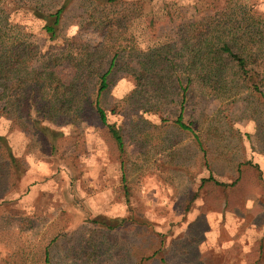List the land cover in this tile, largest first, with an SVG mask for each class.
Wrapping results in <instances>:
<instances>
[{
	"label": "rangeland",
	"instance_id": "374dc122",
	"mask_svg": "<svg viewBox=\"0 0 264 264\" xmlns=\"http://www.w3.org/2000/svg\"><path fill=\"white\" fill-rule=\"evenodd\" d=\"M39 1L47 9L65 2ZM0 2L14 22L45 44L44 21L28 6L38 0ZM115 18L122 22L119 27L112 23ZM63 24L64 38L88 45L95 54L96 70L107 66L127 37L143 49L170 42L181 50L187 44L200 50L196 65L223 67L225 75H193L183 112L192 133L174 122L182 104L176 78L151 72L138 79L139 59L122 53L102 105L121 129L123 154L94 112L86 111L80 123L53 126L54 155L52 140L23 113L15 107L8 115L0 111L5 138L0 140V256H6V248L14 264H47L49 247V264H155L149 260L155 252L181 264L188 249L196 260L198 242L212 232L206 213L195 217L197 201L205 210H221L220 264L241 252L245 242H259L264 213L241 208L248 204V192L264 193V98L243 81L221 47L228 44L247 59L260 74L254 82L264 93V0H120L115 6L71 0ZM87 80L92 89L96 76L87 74ZM152 81L162 87L146 96L138 84ZM24 174L28 187L20 190ZM233 209L237 218L230 225L227 212ZM110 218L112 225L126 221L115 229L95 223ZM259 249L255 244L250 255ZM211 250L206 251L210 258Z\"/></svg>",
	"mask_w": 264,
	"mask_h": 264
},
{
	"label": "trees",
	"instance_id": "16d2710c",
	"mask_svg": "<svg viewBox=\"0 0 264 264\" xmlns=\"http://www.w3.org/2000/svg\"><path fill=\"white\" fill-rule=\"evenodd\" d=\"M21 1L26 4V0ZM70 1L65 0L60 6L49 9L44 7L39 0L35 4H28L33 13L44 21L42 30L46 36L45 44H41L38 37L26 26L14 22L4 9L3 3L0 2V111L4 115H8L11 108L15 107L19 114L23 113L37 129L53 141L50 142L54 155L57 154V151L54 144L55 130L53 126L80 123L86 111L94 112L99 122L108 129L117 143L120 153L123 154L125 152L123 134L117 123L112 122L109 109L102 105V97L110 87L109 75L118 65L122 53L129 52L131 56H136L139 59L141 71L138 72L134 68L138 79L151 72L160 74L161 78L165 77L164 75L168 72L176 78L182 104L181 113L174 122L181 129L195 133L192 125L186 123L183 117L184 105L193 79L195 77H202V79L221 77L225 75V69L223 67L215 68L212 65L200 68L199 64L195 63L199 59L200 50L190 48L191 46L187 44L181 50H174L173 44L170 42L143 49L126 37L127 43L119 44L110 56L107 66L96 70L95 63H93L95 54L91 52L88 45L80 43L77 46L74 43V38H64L62 34L63 15ZM92 1L115 6L120 0ZM112 23L119 27L122 22L115 18ZM221 49L236 63L243 81L251 83L254 90L264 98L259 84L254 82L255 77L258 78L260 74L249 67L247 59L242 54L235 52L228 44H223ZM157 67L158 71L155 70ZM74 70L75 73H73ZM87 74L96 76L97 81L93 84L92 89L88 80L86 81ZM138 87H142V93L146 96L152 97L151 91L155 93L162 86L152 81L138 84ZM145 109L151 111L147 107ZM4 139V136L0 135V140ZM121 165L124 169L123 161ZM54 167L58 169L59 164ZM96 221V224L107 229H115L124 225L126 220H121L119 224L114 225ZM2 252L6 256H0V259H4L6 264H14L13 252L6 248ZM44 254V261L49 264L51 254L49 247L45 248Z\"/></svg>",
	"mask_w": 264,
	"mask_h": 264
},
{
	"label": "crops",
	"instance_id": "0c3cea01",
	"mask_svg": "<svg viewBox=\"0 0 264 264\" xmlns=\"http://www.w3.org/2000/svg\"><path fill=\"white\" fill-rule=\"evenodd\" d=\"M8 147L10 149V151L12 150V152L14 153V149H13V144L10 142H8ZM11 153V152H10ZM15 155V156H14ZM14 155L11 153V161L12 163L14 162L16 164V160H17V155L14 153ZM15 157V158H14ZM14 158V159H13ZM16 159V160H15ZM204 176H202L203 178ZM245 178L241 177L238 180L236 179L235 182H233L234 185H238V183H240L241 181H243ZM202 181V180H201ZM19 184L21 186L20 190H23L25 188H27V175L24 174L23 177L21 176V179H19ZM24 185V188H23ZM11 192V191H9ZM256 192L254 191H250L246 194L247 196V200H248V204L245 203L244 207L241 208L242 211H245L249 214L253 213L254 210L256 209H260V211L262 213H264V208H262V204L263 201L261 198L264 197V193L262 192H258V194H255ZM6 196V193H5ZM199 196V195H198ZM197 196V199H199ZM261 198L258 200V197ZM264 206V205H263ZM193 210V209H192ZM196 213V218H198L201 214L206 213V219L209 228L212 229L211 233H205V236L202 238V240H200L198 242V251H199V258L198 259H193L192 257L189 258L190 255H188L189 250L187 249L186 251L188 252L187 254H185V259L182 260L181 264H220V260H221V245H220V234H219V230L221 229V225H220V217H221V210H219L218 208L214 207L211 209H204V206L201 205L199 203V201H197L196 203V208L195 211ZM228 218L230 219V225H233L232 223V219L237 218V210L233 209V210H228ZM114 219L110 218L107 221V225H110V222H114ZM191 223V221H189ZM188 222V224H190ZM124 226V225H123ZM215 230L217 231V237H215ZM206 235H208L206 237ZM261 237H259V242L257 241H253L251 240L250 242H245V246L244 248L241 250V252L237 253V254H230L228 256V260L226 262V264H264V250H261V244L264 245V221L262 222V232H261ZM206 237V238H205ZM252 239H255L257 237L251 236ZM183 239V238H181ZM238 243H243V239L241 240H237ZM260 244V249H259V254L256 255H250L251 251L253 250V246L255 244ZM252 245V246H251ZM251 246V247H250ZM208 249H212V256L210 258V256L206 255V251H208ZM182 251V250H181ZM188 255V256H187ZM149 260H155L156 262H154L155 264H175V263H170L167 258L165 256H162L159 258V252H155L154 254H152V257H150ZM146 260L144 259V262ZM136 264H141V261H139ZM180 264V263H179Z\"/></svg>",
	"mask_w": 264,
	"mask_h": 264
}]
</instances>
